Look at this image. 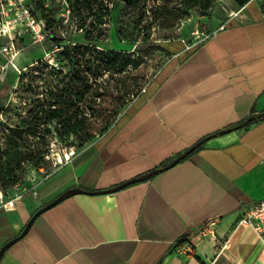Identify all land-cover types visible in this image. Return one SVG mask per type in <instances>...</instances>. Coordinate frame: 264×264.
<instances>
[{"label":"crops","instance_id":"crops-1","mask_svg":"<svg viewBox=\"0 0 264 264\" xmlns=\"http://www.w3.org/2000/svg\"><path fill=\"white\" fill-rule=\"evenodd\" d=\"M261 2L188 55L175 42L116 126L0 212V264H264V239L239 224L249 202L264 198L263 117L146 176L262 115Z\"/></svg>","mask_w":264,"mask_h":264},{"label":"rangeland","instance_id":"rangeland-1","mask_svg":"<svg viewBox=\"0 0 264 264\" xmlns=\"http://www.w3.org/2000/svg\"><path fill=\"white\" fill-rule=\"evenodd\" d=\"M132 1L134 2L104 1L111 11L110 18L104 23L107 29L103 35H98L93 41L98 49L129 51L141 59L139 67L128 68L131 70L130 74L122 72L109 77L106 73L101 78V80L105 79L115 96L126 97V105L117 110L110 127L115 126L119 117L124 115L136 100L137 94L145 91L148 84L172 58L170 53L155 48L154 45L161 43L170 45L172 48L171 43L174 44L180 40L187 49H190L213 35L229 19L242 17L239 12L245 7L237 0H212L208 9L203 6L202 0ZM261 7L264 10V2H261ZM63 30L65 33L70 32L67 26ZM72 34L68 35L69 39ZM55 43L52 40L33 46H26L28 43H24L17 64L25 70L18 78L14 68L9 67L8 78L0 90V137L6 149L4 171L0 177L2 175L18 177L19 180L16 183L21 182L28 188L26 197L33 195L34 190L42 182L51 178L67 162L64 149L70 146L78 149L80 143L78 135L57 137L56 132H53L45 141L37 137L40 133L37 136L26 133L30 127L29 121L32 119L30 109H35L46 102L49 96V84H51L49 79L54 84L59 79L55 75L47 76V73L35 69L37 61L54 56L53 53L47 55V51L55 47ZM55 54L60 61V68H53V70L63 69L67 72L69 65L58 58V52ZM31 63L33 65L30 67ZM50 69L52 70L51 66H48L47 72ZM133 73H136L137 78H131ZM135 82V85L131 84ZM127 87L130 88L128 92ZM109 103H112V100ZM104 104L109 107L110 110H107V113H110L112 106L106 102ZM51 127L55 131V124ZM11 129H22L24 134L20 137ZM95 133L99 138L104 132L96 129ZM16 136H18L17 139ZM37 161H40L38 165L35 164ZM13 185H8L5 189L1 188L3 187L2 178L0 179V189L7 193L11 192Z\"/></svg>","mask_w":264,"mask_h":264},{"label":"trees","instance_id":"trees-1","mask_svg":"<svg viewBox=\"0 0 264 264\" xmlns=\"http://www.w3.org/2000/svg\"><path fill=\"white\" fill-rule=\"evenodd\" d=\"M29 1L30 4L34 6V11L36 13L40 12L42 16L47 18L48 27L51 29L52 35L50 40L60 44V42L63 41V37L59 34V29L56 26L57 20L54 11L51 10L47 12L43 6L42 0ZM104 1L105 0H73V9L75 15L78 17V25L84 29V32H71L73 34L69 39L70 43L64 44L63 48L58 51V58L69 65L67 72L63 71V69L58 71L53 70L55 67L44 59L37 62V67H35V69L47 73V76L49 74L55 75L57 78L59 77V79L56 84L52 83V80L49 79L51 84H49V96L46 102L43 105L37 106L35 109H30L32 119L29 121L30 127L27 129L26 133L35 136L40 133L37 137L45 141L48 135L53 132H56L57 137L78 135L80 143L78 149H75L79 150L98 138L95 133L96 129L104 132L101 135L103 136L113 128L110 127V125L116 117L117 110L126 105V97L124 95L115 96V93L109 89L105 79L101 80V78L104 77L106 73L109 74V77H112L114 74H121L122 72L130 74L131 68L139 67L141 59L135 57L129 51L98 49L93 43L98 35H103V33H105L107 27L104 26V23L105 20L110 18L111 11ZM250 1L251 0H237L240 5H246ZM127 2L133 3L134 1L128 0ZM202 3L203 6L208 9L212 0H202ZM174 44L171 43L173 46ZM200 44L186 50L185 54L188 55ZM169 46L161 43L154 45L155 48L163 49L173 55L175 49ZM48 66H51L52 70L50 69V71L47 72ZM131 78H137L136 73H133ZM136 82L131 84L135 85ZM149 84L145 88V91H147ZM129 89L130 88L127 87V92ZM144 92L138 93L136 97L138 98ZM114 97L115 99L113 100ZM111 100L112 103H109ZM105 102L112 106L110 113H107V110L110 109L104 104ZM32 113L34 114L32 115ZM124 115L119 117L114 124L115 126ZM262 117L264 118V111L258 118L260 119ZM258 118L251 120L246 119L239 124H242V127H247L255 123ZM99 119H101V121H99ZM53 124H55V131L52 130L51 127ZM11 130L20 137L24 134L22 129ZM226 132L228 131H218L217 135L225 134ZM207 137L198 141L197 144L193 146L194 149L185 157L198 151ZM17 138L18 136H16V139ZM5 154L6 149L4 141L0 137V174L4 171ZM169 160L170 161L164 163L163 167L174 161V159ZM39 163L40 161H37L35 164L38 165ZM1 178L3 186L1 188L4 189L8 187V185L12 186L19 180L18 177H11L10 175H2L0 179ZM189 237V233L181 236L176 245L173 246V249L186 242Z\"/></svg>","mask_w":264,"mask_h":264},{"label":"built area","instance_id":"built-area-1","mask_svg":"<svg viewBox=\"0 0 264 264\" xmlns=\"http://www.w3.org/2000/svg\"><path fill=\"white\" fill-rule=\"evenodd\" d=\"M42 2L47 12L54 11L57 20L56 26L59 29V34L63 37L60 44L55 43V47L47 51V55L53 53L54 56L45 60L55 68H60V61L55 53L62 49L64 44L70 43L68 35L71 32L82 33L84 29L78 25V17L73 9V0H42ZM65 26L70 28V32H64ZM51 37L47 18L40 12L36 13L29 0H0V90L8 78L9 67L14 68L18 78L25 70L17 64L23 51L22 45L24 43H28L26 46L43 44ZM31 65L33 63L29 66ZM63 152L65 160L68 162L75 154L76 149L67 147ZM36 191L37 188L34 193ZM11 192L7 193L0 189V212L9 211L22 203L26 198L28 188L18 182L13 185ZM239 224L252 227L264 239V198L249 202Z\"/></svg>","mask_w":264,"mask_h":264},{"label":"water","instance_id":"water-1","mask_svg":"<svg viewBox=\"0 0 264 264\" xmlns=\"http://www.w3.org/2000/svg\"><path fill=\"white\" fill-rule=\"evenodd\" d=\"M123 1H126V2H127L128 0H123ZM258 116H261V115H253V116L249 117L247 120L254 119V118L258 117ZM241 127H242V124H239V125H237V126H234V127H231V128L225 129V130H222V132H223V131H228V132H230V131H232V130H234V129L241 128ZM226 133H227V132H226ZM214 136H218L217 133H216V134H213V135H211V136H208V137L206 138V140H208L209 138L214 137ZM193 149H194V147H191L188 151H186L185 153H183V154L179 155L177 158H175L174 161H173L172 163H170L169 165L164 166V167H161V168L154 169L153 171H151L150 173H148L146 176H151V175L156 174V173H158V172H160V171H163V170L168 169L170 166L174 165L175 163H177V162H179L181 159H183V158H184L189 152H191ZM137 180H139V179H137ZM131 182H133V181H129V182H127V183H124L123 185L119 186L118 188H121V187L124 186L125 184L131 183ZM60 199H62V197H59L55 202L51 203L49 206L55 204V203L58 202ZM17 238H18V237H17Z\"/></svg>","mask_w":264,"mask_h":264}]
</instances>
